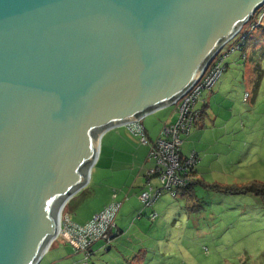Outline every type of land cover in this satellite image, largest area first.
Segmentation results:
<instances>
[{
    "label": "water",
    "instance_id": "1",
    "mask_svg": "<svg viewBox=\"0 0 264 264\" xmlns=\"http://www.w3.org/2000/svg\"><path fill=\"white\" fill-rule=\"evenodd\" d=\"M263 7L0 0V264H40L102 136L172 107Z\"/></svg>",
    "mask_w": 264,
    "mask_h": 264
},
{
    "label": "rangeland",
    "instance_id": "2",
    "mask_svg": "<svg viewBox=\"0 0 264 264\" xmlns=\"http://www.w3.org/2000/svg\"><path fill=\"white\" fill-rule=\"evenodd\" d=\"M257 18L262 20V27L250 33L252 27L248 23L235 41L250 34L248 45L243 49L245 53H230L223 63L225 71L219 83L212 92L202 94L197 105L199 110H202L203 99L207 94L211 95L205 116L202 110V128H194L190 135L182 138V154L197 153L199 171L207 184L217 183L224 187L264 185V7L253 20ZM229 47L223 50V55ZM175 111L172 106L148 116L146 124H151L156 140L173 113L177 122ZM120 129L128 128L111 131ZM137 138L142 143L141 138ZM115 147L125 149L122 145ZM119 154L111 166L128 164V160ZM90 185L89 181L87 187ZM150 185L154 190L161 188L158 178H153ZM195 192L194 201L164 193L150 210L157 212L156 221L146 216L138 217L144 205L140 197L133 198L134 201L127 205L130 204L131 214L136 216L122 225L126 228L124 236L114 238L109 250L94 253L88 264H264V196L224 194L200 186ZM84 197L91 201L89 206L101 204L105 199L102 194L89 198L87 193ZM69 203L67 210L73 213L74 221L77 218L73 217L85 216L82 212L77 213L75 205ZM122 221L120 211L116 223ZM136 221H146L148 226L138 230ZM55 253V249L50 248L40 264L55 260ZM84 262L85 256L75 254L68 246L55 264Z\"/></svg>",
    "mask_w": 264,
    "mask_h": 264
},
{
    "label": "built area",
    "instance_id": "3",
    "mask_svg": "<svg viewBox=\"0 0 264 264\" xmlns=\"http://www.w3.org/2000/svg\"><path fill=\"white\" fill-rule=\"evenodd\" d=\"M243 29L223 48L224 50L230 46L228 52L223 55L222 50L210 63L199 81L175 102L173 106L178 114V120L172 125L164 126L156 141H150L143 120L126 126L131 133L141 138L143 145L150 146L149 160L154 162V168L148 171L147 176L149 179L158 178L161 183V188L154 190L149 182L146 191L140 196L145 208L154 206L164 193L177 197L182 189L191 182L189 172L197 167L200 160L196 153L184 157L181 148L183 145L182 138L190 135L191 131L199 124L202 110L197 109V105L202 94L212 92L219 83L225 71L223 63L226 57L242 48L235 41ZM113 198H116V194ZM121 208L122 203L113 201L84 225L75 223L62 214L60 230L54 243L62 241L70 245L76 253L85 256L84 264H88L95 244L112 242L113 232L117 224L116 220ZM157 218L156 212L151 215L152 221H156Z\"/></svg>",
    "mask_w": 264,
    "mask_h": 264
},
{
    "label": "crops",
    "instance_id": "4",
    "mask_svg": "<svg viewBox=\"0 0 264 264\" xmlns=\"http://www.w3.org/2000/svg\"><path fill=\"white\" fill-rule=\"evenodd\" d=\"M211 98L210 94H207L205 99H203V107L202 110L206 111L207 103ZM176 113V111H175ZM174 113L171 115L170 120H168L164 126L169 125L168 123H175ZM149 117L143 120V124L146 128L147 135L151 142L156 141V134L153 129L150 127L151 124H146V121ZM163 126V127H164ZM202 127H199V129ZM198 135V132L195 133ZM106 142V143H105ZM102 145V146H101ZM100 152L95 163L90 176L91 185L86 187L82 192H80L72 201L69 203L72 206L75 205V211L77 213L82 212L84 217H73L77 218L75 221L72 219V212H68V207L66 208L65 214L69 217L73 222L78 224H86L90 222L95 215L100 213L110 205L113 201H117L122 203L121 208V217H123V221L120 224H117L118 235L116 239H121L124 236L126 228H124V223L130 222L135 219L134 214L131 209V202L134 201L133 198L140 197L144 191H146L148 184L152 183L153 178H148V171L154 167V162L149 160L150 154V146L143 145L139 142L138 138L133 135L128 129L125 131H108L101 138ZM122 145L125 146L124 150H118L115 146ZM119 154L120 157L126 158L128 160V164L124 167H114L111 166L110 163L115 161L116 155ZM195 153V152H193ZM197 154V153H196ZM184 157H188L185 156ZM199 164L196 168V179H202ZM101 191V193H100ZM89 198H95L98 195H105V199L101 204L90 205L87 201L84 194H87ZM83 194V195H82ZM116 194V198L113 196ZM83 196V197H82ZM132 196V199H130ZM81 198V199H80ZM78 202V203H76ZM127 203H130L127 205ZM88 204V205H87ZM143 205V204H142ZM135 212L136 214L139 213ZM147 214V212H146ZM158 219V218H157ZM135 225L138 224L136 229L140 230L142 228H146L148 223L145 221H136ZM134 225V226H135ZM139 233V232H137ZM138 235V234H135ZM72 248L70 245L57 241L52 247L51 250L55 249L56 253L53 255L55 260L50 262L49 264H55L60 255L63 253L64 249L67 247ZM109 248H105L104 243H98L93 247V253H100L104 250H109ZM75 252V251H74ZM137 252V251H136ZM136 252L133 254L136 255ZM75 254H78L75 252ZM83 255V254H82Z\"/></svg>",
    "mask_w": 264,
    "mask_h": 264
},
{
    "label": "trees",
    "instance_id": "5",
    "mask_svg": "<svg viewBox=\"0 0 264 264\" xmlns=\"http://www.w3.org/2000/svg\"><path fill=\"white\" fill-rule=\"evenodd\" d=\"M262 24H263L262 20L260 21L258 18L254 19V20L252 19V21L250 22V25L252 27L250 33H252V31H255L258 28H261ZM245 32L243 34H245ZM247 33H249V32H247ZM249 39H250V34H247L246 37L241 38L237 42L242 47L239 52L245 53L243 51V49L245 50V48L247 47ZM245 57H247V56H245ZM203 115L204 116L206 115L205 110H204ZM204 116L201 118V120L204 119ZM201 123L199 122V124L195 128L202 127ZM196 168L189 172V175H190V178H191V182H189L188 185L185 188H183L181 193L179 194L183 198H187V199H190V200L194 201V199L196 198V192L195 191H196V187L197 186H200V187H202L204 189H207V190H211V191L219 192V193H224V194H232V195H234V194H241V195L252 194V195H255L257 197L264 196V185H259V184H256V183L253 184L252 186H247V187H224V186H220L217 183H215V184H207V183L203 182L202 179L201 180L200 179L199 180L196 179V174H195L196 173L195 172ZM66 208H67V206H66ZM152 208H153V206L150 207V208H145V206H143V211H141L138 214V217L142 218L143 216H146L152 221L151 215L153 213H155V211H150V210H152ZM146 212H147V214H146ZM117 235H118V229H117V224H116V227H115L114 232H113L112 241H113L114 238L117 237ZM111 243H105L104 242L105 248H109L111 246ZM91 252H92L91 256H93L94 255L93 249H92Z\"/></svg>",
    "mask_w": 264,
    "mask_h": 264
},
{
    "label": "bare ground",
    "instance_id": "6",
    "mask_svg": "<svg viewBox=\"0 0 264 264\" xmlns=\"http://www.w3.org/2000/svg\"><path fill=\"white\" fill-rule=\"evenodd\" d=\"M65 208H66V207H65ZM65 208H64V210H65ZM64 210H63V212H64ZM63 212H61V213L63 214ZM62 214H61V215H62ZM59 215H60V212H59Z\"/></svg>",
    "mask_w": 264,
    "mask_h": 264
}]
</instances>
